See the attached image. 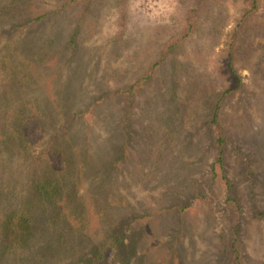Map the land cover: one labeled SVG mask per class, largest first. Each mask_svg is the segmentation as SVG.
<instances>
[{
    "label": "rangeland",
    "instance_id": "374dc122",
    "mask_svg": "<svg viewBox=\"0 0 264 264\" xmlns=\"http://www.w3.org/2000/svg\"><path fill=\"white\" fill-rule=\"evenodd\" d=\"M222 1L170 56L187 0H0V264H264V3Z\"/></svg>",
    "mask_w": 264,
    "mask_h": 264
},
{
    "label": "trees",
    "instance_id": "16d2710c",
    "mask_svg": "<svg viewBox=\"0 0 264 264\" xmlns=\"http://www.w3.org/2000/svg\"><path fill=\"white\" fill-rule=\"evenodd\" d=\"M248 2L249 9H246L244 17L242 18V21L239 24V27L236 29V35L243 33L244 31L249 29V26L251 24V18L259 11V9L262 7L264 0H245ZM223 1L222 0H187V3L189 5V8L185 15V22L182 23H173L172 25L165 26L162 28L164 30V33L166 35V42H165V55H172L177 56L186 47L187 40L194 35L196 32H198L202 25L205 23L207 19H209V15L212 13L213 9H215L216 6H219ZM184 23V24H183ZM237 37V36H236ZM231 53H230V68H232V64L234 62V46H231ZM235 87L230 91L229 93L234 92L237 90L238 87L241 85V81L235 82ZM13 128H15L14 136L17 137L19 141L20 148L24 151L31 150L32 146L36 144L38 135H34L31 130L27 129V124H24L21 120L20 122L14 121L12 123ZM40 126L38 123L35 125L34 132L38 129L40 130ZM43 128V127H41ZM44 130V128H43ZM9 135L7 132H3L0 127V150L5 151L7 148V142H8ZM223 142L221 140H218V144L220 146V156L218 163H220V167L223 168L225 165V149L223 147ZM60 154V153H59ZM58 154V155H59ZM54 156L58 157L60 159V162L58 163V168L64 171L66 163H64V160L60 156H57L53 153ZM66 170V169H65ZM62 172V171H61ZM60 173V172H59ZM57 173V174H59ZM56 179H47L44 183L35 182L37 186V191H39L42 195L46 196L47 199L52 202L53 204L57 206H60L59 203H61L59 195L57 191H59V185L57 182H55ZM60 201V202H59ZM64 218V212L60 210V213L57 214V219ZM8 220H13L12 217H9ZM57 220H54L57 222ZM9 222V221H8ZM10 223V222H9ZM27 228V234H29V226H26ZM101 258H103L101 256Z\"/></svg>",
    "mask_w": 264,
    "mask_h": 264
}]
</instances>
